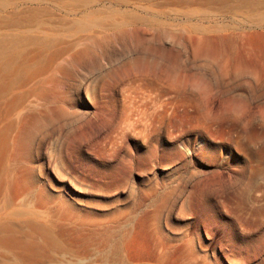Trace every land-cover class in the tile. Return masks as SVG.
<instances>
[{"label":"rangeland","instance_id":"rangeland-1","mask_svg":"<svg viewBox=\"0 0 264 264\" xmlns=\"http://www.w3.org/2000/svg\"><path fill=\"white\" fill-rule=\"evenodd\" d=\"M0 264H264V0H0Z\"/></svg>","mask_w":264,"mask_h":264}]
</instances>
